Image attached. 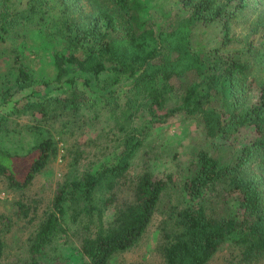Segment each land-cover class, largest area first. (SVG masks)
Listing matches in <instances>:
<instances>
[{"label":"trees","instance_id":"trees-1","mask_svg":"<svg viewBox=\"0 0 264 264\" xmlns=\"http://www.w3.org/2000/svg\"><path fill=\"white\" fill-rule=\"evenodd\" d=\"M58 3L31 0L27 9L1 10L0 42H6L13 38L14 24L40 23L59 5L54 32L68 46L53 53V81L69 93L33 95L31 74L22 68L10 86L14 93L29 90L19 106L10 108L39 119L51 111L80 113L84 104L91 109L88 117L97 119L101 117L97 112L104 109L112 119L108 138L115 144L97 162L57 183L51 207L31 238V255L40 254L59 230L78 236L84 257L77 264H109L115 252L134 245L162 193L175 181L149 169L130 177L132 159L143 146L147 128L182 112L199 121L209 135L237 142L242 136L244 141L229 160L200 149L189 164L179 185L183 204L171 208L176 229L163 226L166 264H206L227 241L241 247L239 264L264 261V61L256 67L264 48L250 35L247 42L235 39L232 31L242 20L238 17L247 0H175L174 9L164 13V24L141 19L137 0H100L95 7L86 0ZM212 24L219 27L213 45L204 37ZM247 52L255 59H247ZM173 77L186 84L177 103L167 107ZM7 94L4 103L11 101ZM9 113L0 114V127ZM81 122L82 130L89 126L88 119ZM66 125L65 121L64 132ZM29 131L37 139L26 150L0 146V175L14 188L30 185L57 149L51 130L40 121H33ZM18 208L23 216L30 214L26 203L20 201ZM4 247L0 234V260Z\"/></svg>","mask_w":264,"mask_h":264},{"label":"rangeland","instance_id":"rangeland-1","mask_svg":"<svg viewBox=\"0 0 264 264\" xmlns=\"http://www.w3.org/2000/svg\"><path fill=\"white\" fill-rule=\"evenodd\" d=\"M30 1L0 0V17L3 14L1 11L3 8L8 9L9 12L15 7L24 9ZM55 1L60 4L58 0ZM86 1L90 6L93 2L92 7L100 3V0ZM137 1L140 3L136 10L138 16L141 19L152 18L159 24L167 21L164 13L172 11L175 7V0ZM247 3L240 12L241 16L238 17L245 21L240 20L235 23L233 35L235 39L242 41L246 40V35H250L254 43L258 45L260 43L264 48V43L260 42L264 36V0H247ZM49 14V17H45V14L40 23L35 20H26L19 25L14 24V34L11 35L13 38L0 42V114L8 111L11 114L6 123L0 127V146L11 151L26 150L37 139L35 133H30L29 125L33 121H40V124L51 130L57 147L45 167L25 188L9 186L7 180L0 175V234L5 240L3 256L0 260L2 264H77L82 260L84 255L78 248V236L70 230L66 233L59 230L52 234L43 251L36 256L31 255L30 241L39 222L44 219L51 207L57 183L76 176L88 165L97 162L106 151L113 150L115 144L112 138H108L112 119L104 109L97 112L101 115L97 119L88 117L87 110L91 112L88 104H84L80 113L67 110L58 115L51 111L46 118L39 119L41 116H32L31 113L21 111L17 107L13 110L10 108L11 105L19 106L25 100L24 95L29 90L26 88L14 93L12 92L14 86H10L22 68L31 74L30 88L34 90L33 95L63 97L69 93L68 88H63L64 90L58 88L57 83L53 81L56 73L53 53L58 49H68L67 43L58 35L59 33L54 32L59 5ZM32 17L39 16L32 15ZM206 28L204 37L213 45L218 41L219 27L217 24H212ZM239 45L244 47V42ZM245 56L251 61L256 57L248 52ZM15 57H18V62L15 61ZM262 61L264 56L256 67L262 66ZM261 72L264 74L263 68ZM82 75L80 79L76 78L77 82L83 78ZM185 82L181 78L170 79L171 92L167 99V107L177 103ZM6 91H8L7 96H12L10 102L4 103ZM14 98H18L17 102L13 101ZM86 119L89 126H84L82 130L81 121ZM65 121L67 132H64ZM141 122L144 123L142 119L139 123ZM145 131L148 132L147 136L143 146L132 159L128 175L133 177L144 169H149L155 174L172 177L175 182L170 183L162 193L152 219L141 238L131 247L115 252L109 264H166L162 252L165 239L163 226L169 230L175 224V216L171 208L181 207L183 204L179 185L189 173V164L196 160L200 149H206L222 160H229L244 141L242 136H238L237 142L233 137L222 140L218 135H209L199 121L185 116L182 112H176L167 119L156 122ZM206 197H208V191ZM20 201L30 206V214L27 217L23 216L18 208ZM111 212V209L106 212L105 220ZM172 229L176 228L173 226ZM240 249L238 244L227 241L206 264H239ZM263 263L261 259L254 264Z\"/></svg>","mask_w":264,"mask_h":264}]
</instances>
